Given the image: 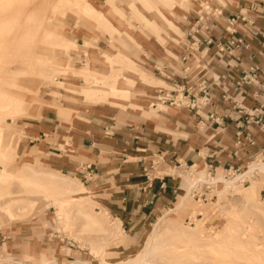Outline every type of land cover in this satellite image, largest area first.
Returning <instances> with one entry per match:
<instances>
[{
	"label": "rangeland",
	"instance_id": "rangeland-1",
	"mask_svg": "<svg viewBox=\"0 0 264 264\" xmlns=\"http://www.w3.org/2000/svg\"><path fill=\"white\" fill-rule=\"evenodd\" d=\"M53 2L54 8H44L43 13L48 16L49 27L59 34V38L54 36L56 40H44V36H35L32 40L21 33L9 46L15 56L10 71H0V106H4L0 108V146L6 148L5 157L0 159V175L5 177L0 181V264L47 261L56 264H116L141 253L152 231L156 236L164 235L163 223L155 226L162 215L146 223L139 238L134 240L128 239L123 230L116 235H107L102 229L117 221L110 215L103 216V224H97L85 214H75L77 207L94 215L102 214L99 205L90 201L95 199L92 190L85 201H78L73 194L64 193L58 181L48 185L45 175L32 174L30 170L62 173L76 177L87 186L78 176L61 170L54 153L58 151L54 147L64 156H73L77 137H91L101 120H107L111 130L126 131L164 121L171 116L169 112H186L183 107L158 105L155 108L150 103L160 89L179 90L158 73V69L163 74L168 67L180 69L187 27L194 18L206 17L224 25L230 33L238 34L245 27L246 21L242 19L247 18L250 6L264 7V0ZM35 3L29 2L24 14L29 13ZM168 48H171V54ZM26 50L34 53V67L29 58L16 57ZM125 57L138 65L141 73L152 76L142 77L147 82L143 96L117 100L114 107L109 104L94 106V100L89 98L93 91L92 81L110 74L107 68L110 65L105 64L108 59H111L113 69H117L121 76L125 75ZM88 59L95 61L88 68L90 74H85ZM3 80L13 83L5 87ZM44 110L54 116L53 121L39 125L45 137L39 138L37 131H33L37 140L25 141L26 125L38 121ZM49 142L56 145L51 148ZM194 169L199 177H204L205 164L194 165ZM167 173L187 197L185 208L171 212L166 218L175 226L188 228L199 220V235L210 240L207 248L191 252L181 239H164L162 247L149 254L150 264H264V225L246 211L245 201L240 196L251 181L240 185L237 191L229 188L220 195L215 190L222 186L216 184L207 194L206 201H196L188 195L186 179L189 182L190 179L185 174L173 164ZM28 177L49 188L53 197L26 184ZM253 180L264 181V174ZM260 186L256 199L262 202L264 183ZM54 199L63 201L65 218L59 214ZM261 202L259 205L264 206ZM14 207L21 209L16 212ZM164 224L167 221L164 220Z\"/></svg>",
	"mask_w": 264,
	"mask_h": 264
},
{
	"label": "crops",
	"instance_id": "crops-1",
	"mask_svg": "<svg viewBox=\"0 0 264 264\" xmlns=\"http://www.w3.org/2000/svg\"><path fill=\"white\" fill-rule=\"evenodd\" d=\"M247 19L252 23H245L242 31L235 34L245 43L236 49L233 56L216 53L211 46L201 45L195 58L190 57L192 69L189 74L182 72V66L179 70L173 67L166 70L164 76L172 86L194 87L198 78L206 80L209 103L204 111L169 112L171 116L164 121L126 131L119 128L111 130L109 122L101 120L91 137H77L73 156H64L54 147L58 151L54 153L61 170L78 176L86 183L95 196V203L120 221L121 230L128 239L139 238L146 223L160 217L178 199H186L180 186L167 176L172 164L212 163L220 171L228 165L241 167L263 150L264 131L256 126L239 129L245 118L244 110L250 111L261 103V99L254 95L257 88L245 83L235 87L234 82L249 72L250 65L264 71V7L247 11ZM223 26L211 21L214 40H226L230 36ZM235 56L240 60L236 61ZM222 75L224 79L220 77ZM224 90L228 92V100L222 99ZM208 110L224 116L219 125L202 123L200 118L206 117ZM53 120L52 113L42 111L38 121L26 125L25 141L29 142L28 138L37 140L33 131H37L39 138L45 137L39 125ZM237 131L241 133L239 136ZM249 136L253 140L251 144L247 141ZM237 138L240 145L235 146ZM49 144L51 148L56 145L55 142ZM71 178L81 183L76 177Z\"/></svg>",
	"mask_w": 264,
	"mask_h": 264
},
{
	"label": "bare ground",
	"instance_id": "bare-ground-1",
	"mask_svg": "<svg viewBox=\"0 0 264 264\" xmlns=\"http://www.w3.org/2000/svg\"><path fill=\"white\" fill-rule=\"evenodd\" d=\"M29 2H36L34 8L30 10L29 13L24 14L25 10L28 8ZM54 8L53 0H0V71L2 70H9L11 63L14 59V54L11 52V48L9 47L12 45L18 38V36L22 33L26 35V39L34 40L35 36L41 37L44 36V40L54 39V36L59 38V34L55 31H52L49 27V20L48 16L43 13L44 8ZM215 12H219V10H213ZM145 24V23H144ZM39 29V30H38ZM40 31V32H39ZM36 37V38H37ZM169 43V42H168ZM167 51L171 54V48H168ZM25 52V53H24ZM21 52L20 55H16V57L29 58L30 64L34 67V53H31L26 50ZM32 58V60L30 59ZM24 59V60H25ZM52 60V59H51ZM109 62H105L107 68H109V75L100 76L99 78L96 77L94 81H92L93 88L89 95V98H92L93 105H102V104H109L111 107L117 105V100H130V98L134 96H143L145 88H147V82L142 79L144 78H151L152 76L147 73H141L139 71V66L136 65L132 60L125 57L123 63L126 64L124 68V74L120 75L117 69H113L111 67V59H108ZM95 60L88 59L87 61V68L85 69V74H90L91 70L88 69L90 66L93 65ZM119 61V60H118ZM51 64L53 63L50 61ZM120 62H122L120 60ZM112 69V70H111ZM10 71V70H9ZM5 83V87H10L13 81H1ZM8 83V84H7ZM127 84H129L127 86ZM28 86L26 87V91L28 90ZM70 92V91H69ZM1 97V95H0ZM52 104V103H51ZM0 108H4V106H0ZM6 148L0 146V159L5 157ZM48 163V162H47ZM27 167V166H26ZM255 166H250L249 170H252ZM261 170L264 172V166H259ZM32 174H42L46 176L47 184L52 183L53 181H58V186L63 189L64 193L73 194L78 201H85L89 195L91 196L90 189L86 186H83L79 183L75 178H71L69 176H64L61 174H54L52 172L48 173H39L34 170H30ZM198 175V172H197ZM199 177V176H198ZM187 178V177H186ZM202 178V177H200ZM5 177L0 175V181H3ZM256 180V179H255ZM188 188L190 186L191 181H187ZM223 182V181H222ZM25 183L33 186L37 189H41L42 191L46 192V196L53 197V194L49 192V188L46 186H42L38 184L34 179L28 177L25 180ZM264 183V181L255 182L251 180L250 185L246 186L243 191H241L240 196L245 201V209L246 211L250 212L254 215V217L261 221L264 225V206H260V200L256 199V193L258 189L261 187L260 184ZM221 185V188L216 187V192L220 195L231 188L232 191H237V188L241 185L235 181V179L230 181H224L223 183L217 184V186ZM187 196V195H185ZM185 198H181L176 204L173 205L172 208L166 210L162 216L158 219V222L155 224L157 226L159 222L163 223L164 228V235L159 237L154 235V231L151 232V236L148 238L144 249L139 252L136 256L129 258L126 261H119L116 264H150V259L148 256L150 253H153L155 249L161 248L160 245L162 244L164 239H173L178 238L181 239L191 252L193 251H200L202 248H207L209 245L210 239L202 238L199 235L200 232V223L199 220L195 222L193 227H184V226H175L173 223L166 218L171 212H177L185 208ZM91 202H95V200H90ZM54 202L59 207V214L65 218L66 211L63 208V201H59L54 199ZM264 204V201L261 202ZM21 207H14L13 210L16 212L20 210ZM101 215H94L91 212L82 211L81 207H77L75 209L76 215L85 214L86 217L92 221L93 223L103 224V219L105 215H108L104 210H101ZM97 214V213H96ZM114 225H109L107 228H103L102 232L107 235H116L119 231H121L120 221L116 219ZM164 220L167 221V224H164ZM155 229V227H154ZM182 242V243H183ZM180 243V242H179ZM189 243V244H188ZM173 245V244H172ZM181 245V243H180ZM170 246V245H169ZM10 259V258H9ZM79 262V261H78ZM104 262V261H103ZM203 263V262H202ZM20 264V263H17ZM37 264H56L54 261H47V262H40ZM86 264V263H85ZM104 264H107L104 262ZM186 264V263H185ZM203 264H206L204 262Z\"/></svg>",
	"mask_w": 264,
	"mask_h": 264
},
{
	"label": "built area",
	"instance_id": "built-area-1",
	"mask_svg": "<svg viewBox=\"0 0 264 264\" xmlns=\"http://www.w3.org/2000/svg\"><path fill=\"white\" fill-rule=\"evenodd\" d=\"M256 7L250 6V10H255ZM246 23H252V20H248L246 17L242 19ZM211 20L206 17L194 18L191 26L186 34L187 42L183 44L184 52L182 56V67L181 70L184 74H189L191 72L192 66L190 62V57L195 58L197 51L201 45L211 46L216 53L222 55L233 56L236 49H240L245 43L242 37L235 36L226 30L230 36L226 40H214L211 34L210 28ZM192 37V38H191ZM236 61H239V57L235 56ZM158 73L165 75L158 69ZM222 79L225 78L224 75L220 76ZM195 86L183 85L176 89H160L158 92L152 96V101L150 103L151 107L161 106H176L183 107L186 111H204L206 105L209 103L208 95V84L204 78H198L196 80ZM253 85L257 88L254 92L256 97L261 99V103L254 106L250 111L244 110L245 118L242 125H239V129L246 128L250 126H256L258 130L264 131V71H260L259 67L256 65H250L248 73L242 74L238 79L235 80V87L241 84ZM225 86V85H223ZM222 99L228 100V92L224 90L222 93ZM234 104L239 106V104L234 100ZM240 108V106L238 107ZM243 110V109H242ZM206 117H201L200 120L203 124H217L224 118V116L217 114L213 111H207ZM240 131L236 132L239 136ZM29 142H33V139L28 138ZM247 141L251 144L253 143L252 138L249 136ZM240 145L239 138L235 142V146ZM235 153V152H234ZM255 167L249 170L250 166ZM264 166V147L263 150L257 152L252 158H250L243 166H233L228 165L219 172L215 169L212 163L206 165L205 174L203 178L198 177L196 170L194 169V164H186L185 162H178L175 166L185 174L191 181L188 188V195L193 197L196 201H206L207 194L212 192L214 185L223 183L224 181H230L235 179L237 183L244 185L254 178L264 174L263 170L259 166ZM167 176H170L168 173ZM180 176H178L179 178ZM223 181V182H222ZM213 196V195H212ZM211 196V197H212Z\"/></svg>",
	"mask_w": 264,
	"mask_h": 264
}]
</instances>
